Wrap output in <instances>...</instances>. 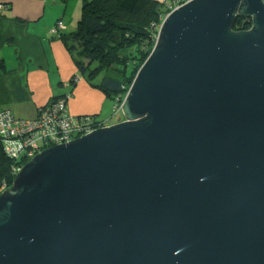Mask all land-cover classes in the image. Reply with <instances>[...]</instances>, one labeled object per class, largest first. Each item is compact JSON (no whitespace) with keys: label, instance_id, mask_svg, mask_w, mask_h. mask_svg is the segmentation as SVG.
Returning <instances> with one entry per match:
<instances>
[{"label":"water","instance_id":"obj_1","mask_svg":"<svg viewBox=\"0 0 264 264\" xmlns=\"http://www.w3.org/2000/svg\"><path fill=\"white\" fill-rule=\"evenodd\" d=\"M121 111L22 167L0 264H264V0L170 12Z\"/></svg>","mask_w":264,"mask_h":264},{"label":"trees","instance_id":"obj_2","mask_svg":"<svg viewBox=\"0 0 264 264\" xmlns=\"http://www.w3.org/2000/svg\"><path fill=\"white\" fill-rule=\"evenodd\" d=\"M80 1L82 10L76 29L59 35L77 71L70 80L72 95L68 93L66 96L73 98L72 88L77 80L82 79L89 89L114 100V112H119L126 93L156 44L163 17L170 10L158 0ZM7 15L0 13V37L1 40L4 38V44L9 43V36L12 37L6 29L7 24L24 27L22 20ZM250 28L251 19L237 18L232 29L243 32ZM57 99L55 97L50 103ZM3 110L5 108H0V113ZM65 110V115L61 116L70 118L73 122L69 121V124L76 128L71 135L72 140L82 137L87 130L91 132L106 126L98 113L73 116L68 106ZM27 161L29 158L26 156L20 159L10 157L0 141V188L5 184L12 187V167L24 166Z\"/></svg>","mask_w":264,"mask_h":264},{"label":"crops","instance_id":"obj_3","mask_svg":"<svg viewBox=\"0 0 264 264\" xmlns=\"http://www.w3.org/2000/svg\"><path fill=\"white\" fill-rule=\"evenodd\" d=\"M76 1L0 0V5L5 6L0 13L24 22V27L6 25L12 35H8L9 43L4 44V38L1 40L0 37V50L13 48L15 53L12 66H7L4 57L0 56V108L9 109L16 117L31 120L37 117L39 108L55 97L71 92L69 82L77 71L59 35L76 29L82 10V5L78 6ZM78 8L80 13L74 17ZM56 22H61L62 28L52 35L50 31ZM50 61L54 62L55 73L50 71ZM89 91L82 79L76 84L75 100L71 98L69 101V111L73 116L101 112L97 106L84 104L83 98ZM14 104H26L32 112L26 115L25 110H17Z\"/></svg>","mask_w":264,"mask_h":264},{"label":"built area","instance_id":"obj_4","mask_svg":"<svg viewBox=\"0 0 264 264\" xmlns=\"http://www.w3.org/2000/svg\"><path fill=\"white\" fill-rule=\"evenodd\" d=\"M191 1L193 0H162V5L172 12ZM0 9H3L2 5H0ZM61 28L62 24L59 22L50 32L54 35ZM66 98L69 99L66 96L39 109L37 117L30 122L15 117L9 109L3 110L0 113V139L6 153L13 159L25 156L31 159L43 150L71 142V135L75 133L76 128L69 124V121L73 122L70 118L61 116L66 113ZM85 132H87L86 134L90 133L89 130ZM21 168L22 166L19 165L13 166L10 172L11 176L16 177ZM7 187V184L3 185L0 192Z\"/></svg>","mask_w":264,"mask_h":264},{"label":"rangeland","instance_id":"obj_5","mask_svg":"<svg viewBox=\"0 0 264 264\" xmlns=\"http://www.w3.org/2000/svg\"><path fill=\"white\" fill-rule=\"evenodd\" d=\"M76 2H77L78 6L82 5V2L80 0H77ZM80 10L81 9H79V8H78V10H76V12L74 13V17L78 16V14L80 13ZM72 21H73V23L75 22L74 19H72ZM12 49L13 48H11V49L10 48H2L0 50V56L4 57L5 63L7 66H12L14 63L15 53H14V51H12ZM50 67H51L50 71L51 72L54 71V73H55L56 69H55L54 62L50 61ZM77 83H79V80L76 81V84ZM67 84H68V82L66 83L65 87H67ZM69 85H71L70 82H69ZM75 87L72 88V91H74ZM89 90H90L89 91L90 93H88L84 96L83 102L87 107H92L94 105V106H97L99 109H101V112H99V116H100V119L105 122L106 127H110V126H113L115 124H118L119 121L124 118L122 111L114 112V108H115L114 100H112L111 98H107L105 95H103L102 93H100L98 91H93L91 89H89ZM69 94L72 95L71 92ZM65 97H66V95L64 97H57L58 98L57 100H59L61 98H65ZM68 97H69V99L66 98V104L69 107V101L71 99V96H68ZM74 100H75V97L72 98V101H74ZM55 101H53V102H55ZM53 102H51V103H53ZM51 103L49 102L44 107L50 105ZM14 106L17 110H20V111L25 110L24 113L26 115H28L32 112L26 104H25V106L22 104H14ZM28 120L30 122V119H28Z\"/></svg>","mask_w":264,"mask_h":264},{"label":"clouds","instance_id":"obj_6","mask_svg":"<svg viewBox=\"0 0 264 264\" xmlns=\"http://www.w3.org/2000/svg\"><path fill=\"white\" fill-rule=\"evenodd\" d=\"M161 2H162V1H161ZM164 19H165V18H164ZM164 19H163V20H164ZM163 20H162V21H163ZM57 23H59V22H57ZM57 23H56V24H57ZM60 23H61V22H60ZM161 23H162V22H161ZM160 25H161V24H160ZM159 27H160V26H159ZM51 30H52V29H51ZM158 31H159V29H158ZM157 38H158V35H157ZM156 42H157V41H156ZM65 95H67V94H65ZM121 106H122V104H121ZM42 107H43V106H42ZM42 107H41V108H42ZM37 113H38V112H37ZM37 115H38V114H37ZM14 116H15V115H14ZM15 117H16V116H15ZM17 118H19V117H17ZM25 120H26V119H25ZM31 120H33V119H31ZM124 120H125V119H124ZM124 120H123V121H124ZM123 121H119V123H120V122H123ZM105 127H106V126H105ZM102 128H103V127H102ZM93 131H94V130H93ZM91 132H92V131H91ZM91 132H90V133H91ZM90 133H88V134H90ZM85 135H87V134H85ZM85 135H83V136H85ZM83 136H82V137H83ZM75 140H77V139H75ZM72 141H74V140H72ZM51 148H52V147H51ZM48 149H50V148H48ZM46 150H47V149H46ZM43 151H45V150H43ZM43 151H41V152H43ZM41 152H40V153H41ZM40 153H38V154H40ZM38 154H37V155H38ZM35 156H36V155H35ZM35 156H34V157H35ZM34 157H33V158H34ZM31 159H32V158H31ZM31 159H29V161H27V163L30 162ZM25 165H26V164H25ZM22 167H23V166H22ZM21 169H22V168H21ZM20 171H21V170H20ZM16 176H17V175H16ZM14 179H15V177H14ZM13 182H14V181H13ZM10 188H11V187H10ZM7 189H8V187H7L5 190L1 191V192H0V195H1L3 192H5Z\"/></svg>","mask_w":264,"mask_h":264}]
</instances>
